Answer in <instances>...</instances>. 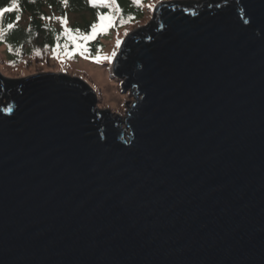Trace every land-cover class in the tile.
<instances>
[{
	"label": "water",
	"instance_id": "95a60500",
	"mask_svg": "<svg viewBox=\"0 0 264 264\" xmlns=\"http://www.w3.org/2000/svg\"><path fill=\"white\" fill-rule=\"evenodd\" d=\"M155 15L114 63L125 120L0 74V264H264V0Z\"/></svg>",
	"mask_w": 264,
	"mask_h": 264
},
{
	"label": "trees",
	"instance_id": "16d2710c",
	"mask_svg": "<svg viewBox=\"0 0 264 264\" xmlns=\"http://www.w3.org/2000/svg\"><path fill=\"white\" fill-rule=\"evenodd\" d=\"M149 1L142 0L141 4H135L133 0H117L122 11L116 13L106 7L93 6L87 0H68L67 6L60 0H36L35 3H29V0H0V12L4 8H13L14 2L16 3L13 11L0 16V46H5L7 56L16 62H20L27 50L34 46L49 49L53 54L61 57L86 58L102 51L104 48L102 39L106 35L142 17L145 14V5ZM162 2L163 0L159 1L155 6ZM186 2H182L183 5L187 4ZM51 12L61 19L60 25L48 20ZM98 13L111 14L116 20L106 33L98 31L95 39L87 41L80 39V35L87 36L91 33L92 24L100 23ZM72 15H78L80 18L77 17L75 21L69 22V17ZM65 16L66 25L62 22ZM26 19H28L27 24L24 25ZM156 20L157 15L150 24L156 25ZM9 25L12 27L9 28Z\"/></svg>",
	"mask_w": 264,
	"mask_h": 264
},
{
	"label": "rangeland",
	"instance_id": "374dc122",
	"mask_svg": "<svg viewBox=\"0 0 264 264\" xmlns=\"http://www.w3.org/2000/svg\"><path fill=\"white\" fill-rule=\"evenodd\" d=\"M159 1L161 0H150L145 5L146 10L142 17L114 30L110 35H106L102 39L104 46L102 51L93 53L86 58L61 57L53 54L49 49L34 46L27 50L20 62H16L7 56L6 47L0 46V72L9 79L27 78L45 73H61L72 78L77 77L87 82L95 90L98 97L97 106L100 110L108 109L113 117L121 115L123 118L125 114L127 116L128 107L136 99L133 88L125 90V80L113 75L114 60H116L126 36L128 37L133 31L152 22L157 7L155 5ZM165 1L171 0H163V2ZM77 17L79 16H70L69 22L75 21ZM27 20L23 22L24 25L27 24ZM48 20L56 25L61 23V19L53 12L49 14ZM118 42L119 47H117ZM98 58L100 62H96Z\"/></svg>",
	"mask_w": 264,
	"mask_h": 264
},
{
	"label": "snow or ice",
	"instance_id": "6c2138e0",
	"mask_svg": "<svg viewBox=\"0 0 264 264\" xmlns=\"http://www.w3.org/2000/svg\"><path fill=\"white\" fill-rule=\"evenodd\" d=\"M36 0H29V3H35ZM60 2L62 4H64L65 6L68 5V0H60ZM88 3H90L93 6H101V7H106L111 9L112 11L116 12V13H120L122 10L119 8V5L117 4V0H87ZM133 3L135 4H141L142 0H133ZM16 7V3L14 2L13 4V8H4L2 12H0V16H3L4 13L6 12H11L14 10V8ZM98 20L100 21V23H94L91 25V33L87 36L84 35H80L79 38L83 39L85 41L87 40H91V39H95V37L99 32H107V29L113 25V23L116 20V17L111 15V14H100L98 13ZM65 25L67 24V18L66 16L63 18L62 21ZM247 22V21H245ZM12 25H9V28H11ZM67 31V29H66ZM77 33H79V29L76 30ZM117 47H119V42L117 43ZM85 51H87V49H85ZM81 55H83V52H81ZM113 55H115V52H113ZM105 59H107V57H105ZM96 62H100L99 58L97 59ZM7 111L11 112V109H8Z\"/></svg>",
	"mask_w": 264,
	"mask_h": 264
},
{
	"label": "clouds",
	"instance_id": "9594fccd",
	"mask_svg": "<svg viewBox=\"0 0 264 264\" xmlns=\"http://www.w3.org/2000/svg\"><path fill=\"white\" fill-rule=\"evenodd\" d=\"M157 7H158V6H157ZM157 7H156V8H157ZM155 10H156V9H155ZM126 37H127V36H126ZM120 49H121V48H120ZM115 61H116V60H114V63H115ZM0 74H1V72H0ZM60 74H61V73H60ZM1 75H2V74H1ZM113 75H114V74H113ZM2 76H3V75H2ZM66 76H67V75H66ZM3 77H5V76H3ZM67 77H68V78H72V77H69V76H67ZM5 78H6V77H5ZM24 78H25V77H23V78H19V79H24ZM6 79H9V78H6ZM84 82H85V81H84ZM85 83H87V82H85ZM87 84H88V83H87ZM88 85H89V84H88ZM89 86H90V85H89ZM90 87H91V86H90ZM91 88H92V87H91ZM92 89H93V88H92ZM93 90H94V89H93ZM94 92H95V90H94ZM95 94H96V93H95ZM134 96H135V93H134ZM96 97H97V95H96ZM97 99H98V97H97ZM135 99H136V97H135ZM135 102H136V100H135ZM135 102H134V103H135ZM134 103H132L131 106H132ZM131 106L128 107V111H129V109H130ZM97 109H99L98 106H97ZM99 110H100V109H99ZM100 111H103V110H100ZM128 111H127V115H128ZM110 113H111V112H110ZM111 115H113V114L111 113ZM116 116H117V115H116ZM116 116H115V117H116ZM120 117H121V115H120ZM126 118H127L126 114H125V116H124L123 118L121 117L122 120H125ZM123 126H124V125H123Z\"/></svg>",
	"mask_w": 264,
	"mask_h": 264
}]
</instances>
